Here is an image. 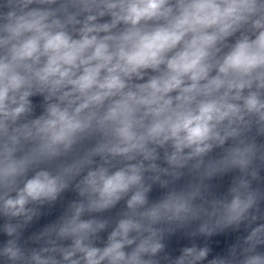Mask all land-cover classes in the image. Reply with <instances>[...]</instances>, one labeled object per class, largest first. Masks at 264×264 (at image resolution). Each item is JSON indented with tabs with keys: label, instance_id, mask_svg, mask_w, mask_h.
Here are the masks:
<instances>
[{
	"label": "clouds",
	"instance_id": "clouds-1",
	"mask_svg": "<svg viewBox=\"0 0 264 264\" xmlns=\"http://www.w3.org/2000/svg\"><path fill=\"white\" fill-rule=\"evenodd\" d=\"M0 264H264V0H0Z\"/></svg>",
	"mask_w": 264,
	"mask_h": 264
}]
</instances>
